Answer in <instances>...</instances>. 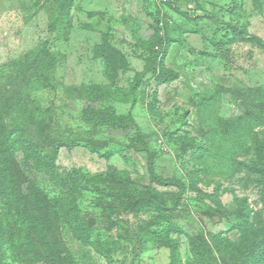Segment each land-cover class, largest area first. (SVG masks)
<instances>
[{"label":"rangeland","instance_id":"obj_1","mask_svg":"<svg viewBox=\"0 0 264 264\" xmlns=\"http://www.w3.org/2000/svg\"><path fill=\"white\" fill-rule=\"evenodd\" d=\"M55 21L61 23L56 30ZM155 25H162L161 38L151 45ZM241 26L244 35L237 32ZM250 36L264 43V0H0V81L8 75L5 64L40 45L59 53L51 88L27 90L24 101L35 97L49 108L53 136L84 140L98 151L81 144L60 147L57 172L123 170L134 186L162 194L172 223L209 239L219 233L235 241L233 213L241 199L253 225L262 221L258 176L238 163L254 157V139L224 157L217 147L208 149L207 134L214 126L225 132L231 118L246 112L264 122V46ZM161 39L168 41L164 54ZM163 68L178 77L161 81ZM87 107L118 117V123L91 122ZM255 131L261 137L264 123ZM150 160L162 179L182 186L156 183ZM37 176L39 185L53 190L49 175ZM23 179L27 188L34 176ZM118 188L88 184L80 202L82 213L95 219L92 239L117 240L111 264H195L180 232L169 234L179 258L169 242H149L142 250L139 235L146 237L160 213L128 210ZM100 201H111L116 214ZM213 262L209 255L206 264Z\"/></svg>","mask_w":264,"mask_h":264},{"label":"trees","instance_id":"obj_2","mask_svg":"<svg viewBox=\"0 0 264 264\" xmlns=\"http://www.w3.org/2000/svg\"><path fill=\"white\" fill-rule=\"evenodd\" d=\"M55 25L56 30L61 23L55 21ZM161 26H154L151 45L161 38ZM237 32L245 34L242 26ZM248 40L258 41L264 46L257 37L250 36ZM159 44L164 54L168 41L163 43L161 39ZM59 59V53L40 45L3 66L8 75L4 83L0 81V264H105L103 260L111 264L115 248L113 243L117 240L92 239L95 219L82 213L80 208L88 184L97 187L101 184L106 188L119 186L117 195L123 207L134 213L148 208L160 213L154 227L145 230L146 237L142 240V233L139 235L142 250L148 249L151 243L162 246L169 242L179 258L177 242L169 237L171 231H176L187 237L195 264H206L209 255L216 260L212 264H264V134L258 137L255 131L259 124L264 123L260 119L262 115L243 113L241 118H231L225 132L214 126L213 131L207 134L208 149L217 147L215 153L224 157L241 151L254 139V157L238 163L258 176L262 211L261 224L256 227L251 221L245 199H241L242 205L233 213L235 228L239 231L238 239L233 241L219 233H209V239L195 230L187 232L179 224L172 223L166 216L171 207L162 199V194L150 187L134 186L123 170L109 167L92 173L73 168L65 176L57 172L55 161L60 147L81 144L91 152L98 151V147L90 142L53 136L47 120L49 108L38 104L35 97L24 101L27 90L51 88ZM105 60L111 65L108 56ZM163 70V82L178 77V73L171 69ZM132 92L135 99L136 93L133 89ZM85 113L91 122L104 118V122L118 123V117L98 115L95 108H88ZM202 147L200 145L196 152ZM18 155L21 156L19 160ZM149 172L160 185L182 186L178 181L162 179L155 172L152 160ZM26 174L34 176L27 188L23 179ZM38 174L49 175L53 179V190L38 184ZM129 184L133 187L126 190ZM99 204L104 205L102 208L108 213L116 214V207L111 201H100ZM215 251L220 253V261L214 255Z\"/></svg>","mask_w":264,"mask_h":264}]
</instances>
